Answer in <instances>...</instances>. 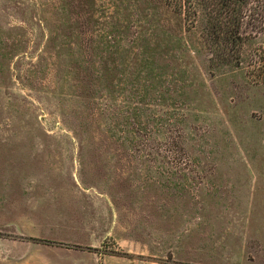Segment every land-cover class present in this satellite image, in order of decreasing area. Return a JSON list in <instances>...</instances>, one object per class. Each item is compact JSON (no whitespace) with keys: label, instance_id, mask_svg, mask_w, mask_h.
I'll list each match as a JSON object with an SVG mask.
<instances>
[{"label":"rangeland","instance_id":"obj_1","mask_svg":"<svg viewBox=\"0 0 264 264\" xmlns=\"http://www.w3.org/2000/svg\"><path fill=\"white\" fill-rule=\"evenodd\" d=\"M191 1L0 0V264H264V81Z\"/></svg>","mask_w":264,"mask_h":264},{"label":"trees","instance_id":"obj_2","mask_svg":"<svg viewBox=\"0 0 264 264\" xmlns=\"http://www.w3.org/2000/svg\"><path fill=\"white\" fill-rule=\"evenodd\" d=\"M184 15L186 30L196 15L191 0H162ZM206 22L201 34L210 68H237L264 81V0H200ZM259 38V40H258Z\"/></svg>","mask_w":264,"mask_h":264}]
</instances>
